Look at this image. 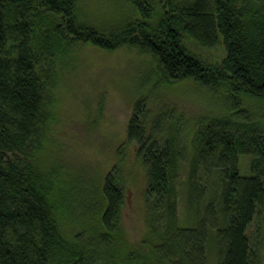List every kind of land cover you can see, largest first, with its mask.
<instances>
[{
	"label": "trees",
	"instance_id": "obj_1",
	"mask_svg": "<svg viewBox=\"0 0 264 264\" xmlns=\"http://www.w3.org/2000/svg\"><path fill=\"white\" fill-rule=\"evenodd\" d=\"M226 1L178 5L175 27L171 21L160 19L151 27L140 20L104 32L78 17L77 0H0V264H134L117 248L124 206L117 167L80 202L61 182L59 167H47L39 155L54 119L55 101L48 91L52 72L77 45L110 50L127 40L142 44L168 80L223 87L235 105L237 96L264 103V14L229 27ZM219 25L228 55L225 68H211L190 44L215 47ZM146 118V103L139 100L126 125V140L136 144L147 169L146 204L165 219L163 234L172 238L180 259L206 264L212 243L215 264H257L247 231L264 206V134L256 127L240 132V127L205 123L194 132L188 158L178 125L162 129L159 117L146 134ZM239 156L250 158L251 175L239 172ZM182 190L194 212L191 226L177 223ZM75 208L85 221L69 237L62 219ZM109 251L114 258L106 262Z\"/></svg>",
	"mask_w": 264,
	"mask_h": 264
},
{
	"label": "rangeland",
	"instance_id": "obj_2",
	"mask_svg": "<svg viewBox=\"0 0 264 264\" xmlns=\"http://www.w3.org/2000/svg\"><path fill=\"white\" fill-rule=\"evenodd\" d=\"M188 1L191 0H77V14L83 22L104 32L123 29L140 20L156 27L161 19L164 24L171 21L175 27L172 20L177 17L176 7ZM226 2L225 24L229 27L237 23L242 27L264 14V0ZM218 34L219 44L213 48L190 44L191 50L211 68H225L228 55L227 36L220 25ZM51 76L48 91L55 101L54 119L39 153L41 159L47 167H59L61 182L74 190L72 198L80 202L83 194H90L117 167L124 192L117 248L126 254V261L132 256L134 264H185L172 238L166 240L163 234L165 219L146 204L147 169L136 154V144L126 140L133 107L139 100L146 103V134H150L153 121L159 117L164 122L162 129L178 125L179 139L189 158L194 132L205 123L212 127H240V132L256 127L264 134L263 101L249 96L239 100L241 96H237L239 103L235 105L223 87L212 89L191 79L168 80L142 44L127 40L110 50L90 43L77 45ZM249 162L247 156L238 157L241 174H252ZM182 163V177L186 178L189 163ZM176 216L179 225L194 223L186 190L179 192ZM83 221L80 210L75 208L62 219V230L70 237L83 228ZM247 236L257 254V264H264V206ZM211 247L212 243L206 264L216 262ZM107 256L106 262L114 258L112 251Z\"/></svg>",
	"mask_w": 264,
	"mask_h": 264
}]
</instances>
